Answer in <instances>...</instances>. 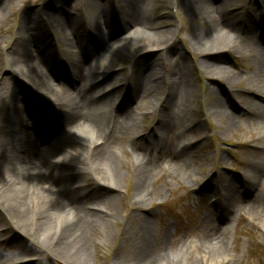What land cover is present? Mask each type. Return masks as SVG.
Returning <instances> with one entry per match:
<instances>
[{"label":"rangeland","instance_id":"obj_1","mask_svg":"<svg viewBox=\"0 0 264 264\" xmlns=\"http://www.w3.org/2000/svg\"><path fill=\"white\" fill-rule=\"evenodd\" d=\"M90 1L69 0V3L84 4ZM94 1L101 4L103 9L109 7L110 10L107 45H98L103 46V51L99 49L101 51L94 59H99V67L110 69L108 76L113 77L93 79L96 91L104 86L106 90L103 102L97 103L96 107L100 112L111 109L116 114L113 120L120 125L111 144L115 162L110 170L116 172L112 180L117 192L100 186L90 171L85 170L77 176L88 193L86 204L89 206L95 204L96 198L105 192L115 196V200L107 202L105 206L111 217L99 214L97 229L92 233L94 247L90 262L114 264L111 260L116 261L118 257L122 259L125 249L138 240L140 245L149 235V242L154 249L151 261H156L155 264H264V141L260 138L262 132L257 126L258 122L264 124V115L261 114L263 105L258 103L261 88L252 76L253 65L258 58L252 48L259 37L254 36L257 33L248 34L245 28L251 22L248 14L257 12L258 5L260 2L264 5V0H233L226 16L232 18L237 29L229 32V36L243 48L238 52L230 46L208 54L190 44L189 34L200 26L198 20L202 15L199 10L185 3L176 9L178 0H155L150 6L148 1L145 2L148 19L140 30L135 31L131 29L132 26H121L120 14L114 13V9L123 7L122 0ZM58 2L5 0L0 18V94L4 97L0 100L1 115H7L8 109L13 106L6 89L7 83L15 86V89H18V85L23 87L17 96L25 98L30 94V83L24 84L20 76L11 75L5 63V53L19 42L16 32L21 15L25 11L35 12L44 5L51 9ZM65 9L72 14L78 12L71 8V4L65 5ZM92 10V7H87V17ZM260 14L263 23L257 27L264 31V12ZM80 24L85 32L84 22ZM88 27L90 32L96 34L94 27ZM167 29L174 31L167 33ZM56 30L53 31L54 35ZM162 40H167V53L164 54L157 43ZM93 43L96 42L93 40ZM93 43L89 40L86 46L90 47ZM51 44V49L58 53L54 55L57 60L56 73H47L54 80V87H57L58 80L62 81V87H69L68 79L73 76V72L71 67H67L66 55L62 54L66 45L58 37L52 38ZM150 44L155 45L151 51L148 49ZM71 49L76 51L77 59L83 58L76 48ZM164 58L168 61L167 68L163 64ZM148 60L157 65L147 69L146 75L152 69L161 67L165 71L164 80L167 84L173 81L181 88L186 82L192 93L187 102L190 117L188 128L185 129L183 124H172L165 133L166 142L180 152L189 166H169L161 155L152 167H144L140 160L135 161L131 152L133 148L139 154L149 151L155 159L159 156L151 135L158 123V114L163 113V109L159 102L152 101L153 93H140L136 83V69ZM86 61L90 65L95 62L88 57ZM206 63L215 69H203L201 64ZM63 65L67 67V73L62 72ZM178 68L181 70L178 71ZM60 73L63 77L59 76ZM114 77L119 78V83H113ZM125 80L131 82L129 87L124 86ZM209 91L214 92L215 97H221L223 103L229 102L230 111L239 121L237 125L227 126L224 120L219 121L209 111L214 102L209 98ZM132 95H135L133 99ZM45 97L53 99L48 90ZM15 101L17 105L20 104L17 99ZM254 112L257 114L251 115ZM21 117L27 118L25 129L29 130L32 119ZM47 133L42 128L38 134L40 139L47 140L45 143L48 142ZM60 135L62 139L66 137V150L70 152L81 151L83 143L93 140L90 131L83 126L63 130ZM185 136L189 141L187 148L181 144ZM74 161L78 167L85 165V161L76 155ZM250 162L254 171L262 176V184L252 183L247 175L246 165ZM95 168L109 170L105 165ZM230 181L235 185L234 191L228 187ZM196 185L206 189L197 193L194 190ZM138 190L141 191L137 198L135 193ZM226 195H234L239 199L230 210L223 206ZM255 195L260 200L259 205L253 211L248 210L244 206ZM103 225L106 226V235L99 238L97 231ZM2 229L5 234L0 235V240L17 237L10 225ZM127 237L129 239L124 241ZM18 259L6 260L1 257L0 264L16 262Z\"/></svg>","mask_w":264,"mask_h":264},{"label":"bare ground","instance_id":"obj_2","mask_svg":"<svg viewBox=\"0 0 264 264\" xmlns=\"http://www.w3.org/2000/svg\"><path fill=\"white\" fill-rule=\"evenodd\" d=\"M122 1L123 7L114 9L115 15L120 14L121 26H132V30H140L148 19L145 2L148 1L150 6L155 0ZM4 2L5 0H0V18ZM232 2L233 0H219L218 3L214 0H178L176 9L185 3L186 6L199 10L202 15L198 20L200 26L189 34L191 46L194 45L204 54L230 46L236 48L238 52L243 48L229 36V32L237 29L232 18L226 16L227 8ZM69 4L78 12L72 14L66 11L65 5ZM89 6L93 10L87 17ZM258 6L257 12L248 14L251 22L245 28L248 34L257 33L254 36L259 37L252 48L258 56L253 65L252 76L253 81L261 88L258 92L260 94L258 103L263 105L260 111L264 115V31L257 27L263 23L260 13L264 12V5L260 2ZM108 9L109 7L103 9V6L94 0L84 4L59 0L51 9L44 5L35 12L25 11L21 15L16 32L19 42L5 53V63L10 74L20 76L24 84L29 82L31 85L30 94L23 98L17 96L23 87L18 85V89H15V86L7 83L6 89L13 106L8 109L7 115L0 114V235L5 234L2 227L7 224L17 235L15 238L0 240V258L6 260L19 258L16 262L8 264H95L90 262L91 250L94 247L92 233L97 229L99 214L102 217L110 216L105 206L107 202H113L115 196L105 192L96 198L95 204L89 206L86 204L88 193L77 176L85 170L90 171L100 186L114 193L118 190L112 180L116 172L110 169L115 162V152L111 150V144L119 132L120 124L113 120L116 114L111 109L102 112L97 109L96 104L103 102L106 90L104 86L96 91V83L93 82L95 78H113L108 76L111 70L99 67V59H94L99 51H103V46L98 45L100 43L107 45L106 38L109 33L106 30L110 11ZM248 12L246 9V13ZM81 22L85 24V32L81 28ZM88 26L94 27L96 34L90 32ZM54 30L57 31L56 35L53 33ZM173 31L166 30L167 33ZM55 37L60 38L66 45L62 54L66 55L67 67H71L73 72V76H69L68 79L69 87H62L61 80V82L58 80L57 87H54V80L47 73H56L57 60L54 55L58 53L51 49V39ZM89 40L96 43L88 47L86 43ZM157 43L161 46L162 54L167 53L165 51L167 40ZM154 46L150 44L149 51ZM71 48H76L83 58L77 59L76 51ZM162 54L160 53V56H163ZM87 57L95 62L90 65L86 61ZM145 62L136 69L138 72L136 83L140 93L145 95L153 93L152 101L159 102L163 109V113L158 114V123L151 135L159 156L155 159L149 151L139 154L136 149L131 148L133 157L135 161L140 160L144 167L149 168L158 162L161 155L169 166H189V163L182 159L180 152L174 150L171 143L166 142L165 133L172 124H183L185 129L188 128L190 117L187 102L192 95L190 88L186 82L181 88L173 81L167 84L164 80L165 71L161 67L152 69L150 74L146 75L147 69L157 64L150 60ZM167 62V58H164L165 68L168 67ZM67 67L63 65L62 72L67 73ZM201 67L210 68V71L215 69L213 65L207 63L201 64ZM180 70L181 68H178V71ZM59 76L63 77L62 73ZM114 80L113 83H119L118 77H114ZM123 84L129 87L131 82L125 80ZM47 90L52 94V100L45 97ZM133 96L135 95H132V99ZM209 98L214 101L209 109L214 117H218L219 121L224 120L227 126L239 123L237 116L230 111L228 101H224V104L222 98L215 97L212 91H209ZM2 99L4 97L0 94V100ZM15 99L19 105L15 103ZM256 114L251 113L253 116ZM21 116L32 119L29 130L25 129L27 118L23 119ZM79 126L87 128L93 140L83 143L81 151L70 152L66 150V137L62 139L60 134L63 130ZM257 126L262 132L260 138L264 141V124L258 122ZM55 127L58 128L54 129ZM42 128L49 132L46 135L47 143H45L47 140L44 138L42 140L38 136ZM186 142L189 143L188 137L185 136L181 144ZM75 155L82 158L85 165L78 167L74 161ZM99 165H105L109 170L99 168L97 170L95 166ZM254 170L251 162L247 163L246 173L251 182L262 184V176ZM106 177L109 179L106 180ZM137 177L139 180V172ZM228 187L232 191L235 189L231 181ZM205 189L198 186L196 192L200 193ZM140 191L135 193V197H139ZM238 201V197L226 195L223 206L230 210ZM259 201L255 195L244 207L253 211L258 207ZM97 234L99 238H104L106 226L103 225ZM128 239L127 237L124 241ZM151 246L149 235H146L143 243L139 245V240L133 242L124 250L122 259L118 257L116 261L111 260V263L155 264L156 261H151L154 251ZM21 261L23 262L19 263Z\"/></svg>","mask_w":264,"mask_h":264}]
</instances>
